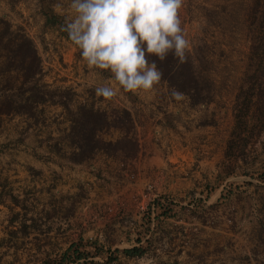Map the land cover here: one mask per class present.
<instances>
[{
	"label": "crops",
	"instance_id": "0c3cea01",
	"mask_svg": "<svg viewBox=\"0 0 264 264\" xmlns=\"http://www.w3.org/2000/svg\"><path fill=\"white\" fill-rule=\"evenodd\" d=\"M38 27L28 19L33 74L23 78L15 67V47L0 58V246L13 235L8 239L15 247L18 240L30 246L33 264L59 260L70 248L72 260L79 256L75 264H264L262 216L241 214L233 196L228 208L216 206L226 179L215 174V103L189 105L162 94L164 83L154 93L131 92L129 98L113 77L87 64L77 45L46 25L45 17L44 31ZM41 34L56 49H46ZM38 59L51 67L42 79ZM60 65L63 82L55 75ZM101 85L117 89L108 102L121 101L132 131L148 137L141 149L135 145L127 154L94 146L98 139L115 142L125 135L114 127L85 128L81 140L78 109L95 112L104 100L93 104L87 91ZM61 86L72 87L68 99L48 95ZM152 123L161 131L160 143L149 139ZM199 133L211 144L201 146L205 157L197 160ZM215 210L227 218L210 222ZM134 249L141 256L124 254Z\"/></svg>",
	"mask_w": 264,
	"mask_h": 264
},
{
	"label": "rangeland",
	"instance_id": "374dc122",
	"mask_svg": "<svg viewBox=\"0 0 264 264\" xmlns=\"http://www.w3.org/2000/svg\"><path fill=\"white\" fill-rule=\"evenodd\" d=\"M55 2L56 0H0V58L3 53L8 52L7 49L15 47V67L23 78L33 74L36 68L33 51L30 49L28 38L25 37L29 18L39 26L38 32L44 31L40 28V20L45 17L46 25L56 28L68 38L63 25L65 15L72 14L71 9L67 7L69 0H63L65 15H61L59 9H54ZM179 15L185 37L190 43L187 60L193 65L200 87L198 103H193L192 92L183 93L184 98L192 106L212 101L218 110L213 121L212 152L217 165L215 174L224 176L226 182L221 184L225 191L223 201L216 206L228 208L234 202L229 197L233 196L241 214L255 213L264 220V122L258 121L264 114V99L259 102L253 99L243 123H239L235 118L236 98L242 88H247L248 77L258 66L255 56L260 52L255 49L261 42L264 43V0H184ZM15 18L17 21L21 20V23H14ZM42 34L40 36L44 47L56 49L54 46L57 44H51V40L45 39ZM262 50L264 51V45ZM61 65L55 72L59 82L67 80V76L61 71ZM37 66L40 68L39 79H42V75H48V68L51 67L47 66V60L38 59ZM101 73L103 76L113 77L108 70H101ZM162 83L167 90L162 94L172 96L171 89L175 88L165 79H162ZM121 89L127 97H131V92L122 87ZM71 90L70 86H66L65 90L61 86L48 95L56 100L58 97L68 99L73 94ZM33 94L37 95V91ZM87 95L92 96L93 104L100 99L104 100L102 103L106 105H96L93 108L95 112L86 108L78 109L77 131L82 134V141L85 128L106 130L114 127L122 130L125 135L115 142L98 139L94 146L107 152L123 150L127 154L133 152L135 145L140 146V149L145 146L148 137L139 130L132 131L130 115L121 101L118 100V103L111 106L108 102L110 98L97 96L93 90L87 91ZM96 114L103 117L95 118ZM149 129L150 141L155 144L162 142L159 141L161 131H158L153 123ZM205 137L206 134L196 135L197 160L205 157V148L201 146L211 144L206 143ZM86 142L85 146L90 145L87 139ZM217 212L218 210H215L212 220L211 216H208L210 222H222L227 218ZM8 238L14 237L10 235L2 242L0 264H33L28 262L31 258L30 246H25L24 241L18 240L19 245L15 247V240ZM133 256L139 257L141 254ZM109 259L108 262L111 261ZM113 264L133 263L121 261Z\"/></svg>",
	"mask_w": 264,
	"mask_h": 264
},
{
	"label": "clouds",
	"instance_id": "9594fccd",
	"mask_svg": "<svg viewBox=\"0 0 264 264\" xmlns=\"http://www.w3.org/2000/svg\"><path fill=\"white\" fill-rule=\"evenodd\" d=\"M183 4L184 0H69L71 15H65L63 0L53 7L65 15L63 30L89 66L110 71L126 91L154 93L163 74L146 54L163 61L171 52L181 64L189 55L179 15ZM95 93L113 98L117 89L101 85ZM171 95L185 96L175 89Z\"/></svg>",
	"mask_w": 264,
	"mask_h": 264
},
{
	"label": "trees",
	"instance_id": "16d2710c",
	"mask_svg": "<svg viewBox=\"0 0 264 264\" xmlns=\"http://www.w3.org/2000/svg\"><path fill=\"white\" fill-rule=\"evenodd\" d=\"M51 22L54 23L53 20ZM262 45H264V43L261 42V44H259V46H257V48L255 49L257 50V52H260L255 56V62H257L258 66L256 67V69L251 71V74L248 77L249 83L245 82L247 88H242L236 98L235 112L237 111V115H235V118H237V121H239V123H243V121L246 120L245 113H247L253 99L256 102L263 101L262 99H264V51L262 50ZM146 59L149 62L156 63L157 68L163 74L162 79H165L170 86L174 87L181 93L192 92L193 103L195 104L199 102L200 87L195 76L193 65L190 61L187 60L185 63L181 64L178 58H176L171 52L163 61H161L154 54H146ZM94 116L95 118L97 116L98 119H101L103 117L99 114H96ZM258 121H260V123L264 122V114L262 117L258 118ZM70 251H72V248H70L69 251L59 260L47 259L42 264H75V261L79 259V256L76 255V257H74V260H72L68 256V253ZM124 254L127 256H133L140 255L141 253L134 249L126 250L124 251Z\"/></svg>",
	"mask_w": 264,
	"mask_h": 264
}]
</instances>
